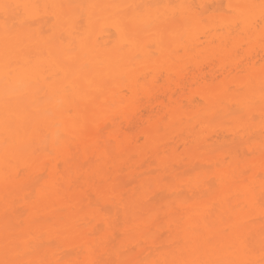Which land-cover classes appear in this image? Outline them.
<instances>
[{
	"label": "bare ground",
	"instance_id": "1",
	"mask_svg": "<svg viewBox=\"0 0 264 264\" xmlns=\"http://www.w3.org/2000/svg\"><path fill=\"white\" fill-rule=\"evenodd\" d=\"M262 3L0 0V260L257 264Z\"/></svg>",
	"mask_w": 264,
	"mask_h": 264
},
{
	"label": "snow or ice",
	"instance_id": "2",
	"mask_svg": "<svg viewBox=\"0 0 264 264\" xmlns=\"http://www.w3.org/2000/svg\"><path fill=\"white\" fill-rule=\"evenodd\" d=\"M37 7L35 5H19V4H0V9L3 10L5 14L6 21L9 18H15L16 15L19 14V10L21 8L29 9ZM95 7V6H92ZM262 7H264V3H262ZM9 63H11V57H8ZM224 231H227V228L224 229ZM261 249H262V255L260 261L257 262V264H264V239L261 240ZM0 264H47L45 261H23L19 260L17 258H14L12 254V247L10 244H6L5 246V258L0 260ZM95 264H101V262H95ZM115 264H138V262L134 261H118L115 262ZM144 264H147V262H144ZM155 264H159V262H155ZM202 264H225L223 261H204Z\"/></svg>",
	"mask_w": 264,
	"mask_h": 264
},
{
	"label": "rangeland",
	"instance_id": "3",
	"mask_svg": "<svg viewBox=\"0 0 264 264\" xmlns=\"http://www.w3.org/2000/svg\"><path fill=\"white\" fill-rule=\"evenodd\" d=\"M150 26V23L149 24H147V25H145V27L147 28V27H149Z\"/></svg>",
	"mask_w": 264,
	"mask_h": 264
}]
</instances>
